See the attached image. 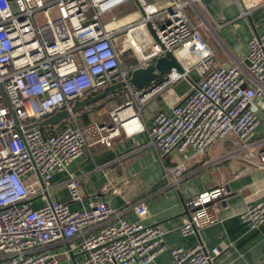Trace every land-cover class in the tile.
I'll return each instance as SVG.
<instances>
[{"label": "built area", "instance_id": "1", "mask_svg": "<svg viewBox=\"0 0 264 264\" xmlns=\"http://www.w3.org/2000/svg\"><path fill=\"white\" fill-rule=\"evenodd\" d=\"M235 1L240 16L264 5ZM198 3L203 0H0V264H151L165 251L169 264H213L217 246H167L158 224L127 220L124 208L102 200L71 208L50 195L54 173L67 171L97 144L110 146L120 129L147 132L172 183L218 142L227 146V158L264 169V136L254 138L264 112V31L249 40L248 65H218L189 10ZM125 5L135 8L136 17L102 20ZM167 51L184 71L172 68L135 88L132 71ZM125 55L135 56V63L126 66ZM182 78L191 81V90L171 111H157L149 125L142 122L145 105ZM119 81L131 96L111 110L112 122L82 124L80 110H71L76 100ZM66 108L69 117L59 124H36ZM174 150L182 158L169 165L165 156ZM65 183L71 199L80 201V178L70 175ZM226 194L219 185L189 197L182 234L217 223ZM40 197L43 203L33 207ZM128 206L140 218L149 213L145 201ZM240 218L250 230L264 226V199L249 202ZM57 243L67 244L66 255L75 247L84 258H62L52 250Z\"/></svg>", "mask_w": 264, "mask_h": 264}, {"label": "crops", "instance_id": "2", "mask_svg": "<svg viewBox=\"0 0 264 264\" xmlns=\"http://www.w3.org/2000/svg\"><path fill=\"white\" fill-rule=\"evenodd\" d=\"M203 0L207 13V32L202 30L216 52L218 65L230 66L236 62L246 66L249 40L262 31L254 23L264 20V5L253 10L250 16H240L235 0ZM194 8V7H193ZM245 20L239 21V19ZM251 23L252 28L248 27ZM259 22V23H260ZM220 24L222 26H220ZM214 33V34H213ZM220 33L223 35L220 36ZM166 90L150 100L144 107L141 120L149 125L157 111H171L181 97L174 98ZM130 91L120 89L112 94L80 108L82 124L98 122L111 123V110L130 98ZM264 136V112L261 123L256 127L254 138ZM227 146L220 142L212 145L204 155L194 157L183 169L185 178L179 183L166 179L162 162L154 148L148 143L146 131L128 133L120 129L112 144L93 146L90 151L79 155L67 171L56 172L52 178L51 198L69 203L71 208H89L91 202L102 200L114 208H124L123 216L130 221L143 224H158L164 230V244L167 246H192L203 242L207 247L217 246L220 254L213 264H264V226L251 231L240 218V213L249 202L264 199V169L248 163L240 157L227 158ZM189 155L193 151L187 152ZM182 154L174 150L165 156L173 165ZM70 175L81 180L80 201H73L65 181ZM225 185L227 194L219 207L220 220L205 226L199 233L183 235L181 226L189 215L186 201L192 195L205 189ZM44 199L31 202L38 207ZM145 201L149 213L140 218L129 202ZM69 247L57 243L52 247L64 259L81 261L84 254L75 247L66 255ZM168 251L160 254L151 264H169Z\"/></svg>", "mask_w": 264, "mask_h": 264}, {"label": "water", "instance_id": "3", "mask_svg": "<svg viewBox=\"0 0 264 264\" xmlns=\"http://www.w3.org/2000/svg\"><path fill=\"white\" fill-rule=\"evenodd\" d=\"M154 33V32H153ZM258 34V32H256ZM245 64H249V60L245 59ZM172 68L178 69L180 72H183L184 69L175 55L167 51L165 55L158 57L155 63L149 64L147 67L136 68L132 71L129 81L131 84L138 89L147 87L152 84L155 80L163 78ZM125 85L124 81H119L113 84H109L103 88L102 91L96 94H88L82 99L76 100L75 104L71 107L72 111H77L82 107L88 106L95 101H98L115 91H118L123 88ZM70 110L62 109L50 115L43 120L37 122L36 124L41 126L46 125H56L59 124L62 120L69 117ZM255 229H251L254 231Z\"/></svg>", "mask_w": 264, "mask_h": 264}, {"label": "rangeland", "instance_id": "4", "mask_svg": "<svg viewBox=\"0 0 264 264\" xmlns=\"http://www.w3.org/2000/svg\"><path fill=\"white\" fill-rule=\"evenodd\" d=\"M232 3L229 1H227V5L230 6ZM189 10L192 14V16L195 18V20L200 23V27L203 31L207 32L206 26H209V24L206 21L207 18V13L206 10L204 8V5L201 3H198L197 7L190 6ZM134 18L136 17V12H135V8L133 6L130 5H125V6H121V7H115L113 10L107 12L106 14L102 15V20L105 22L107 20L113 19V18H120V19H125V18ZM245 18L243 19H239V21H244ZM260 20L257 21L255 24L256 26V30L257 31H262L264 30V20L261 21ZM248 27L252 28V25L249 21L248 23ZM214 34V33H213ZM208 36V38H211L212 36L208 33L206 34ZM222 34L220 33V36ZM223 37V35H222ZM207 38V37H206ZM207 38V39H208ZM209 40V39H208ZM136 60L135 56H129V55H125L124 57V64L126 66H130L131 64L135 63L134 61ZM167 93L169 95L174 96V98L179 97V96H184L186 95L190 90H191V81L187 78H182L180 80H178L176 83H174L172 86H170L167 89Z\"/></svg>", "mask_w": 264, "mask_h": 264}, {"label": "trees", "instance_id": "5", "mask_svg": "<svg viewBox=\"0 0 264 264\" xmlns=\"http://www.w3.org/2000/svg\"><path fill=\"white\" fill-rule=\"evenodd\" d=\"M80 120H81V115H80Z\"/></svg>", "mask_w": 264, "mask_h": 264}]
</instances>
